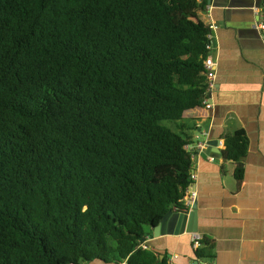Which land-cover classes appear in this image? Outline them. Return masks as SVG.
I'll list each match as a JSON object with an SVG mask.
<instances>
[{"label": "trees", "instance_id": "trees-1", "mask_svg": "<svg viewBox=\"0 0 264 264\" xmlns=\"http://www.w3.org/2000/svg\"><path fill=\"white\" fill-rule=\"evenodd\" d=\"M204 5L0 0V264H170L139 243L187 210L190 139L164 121L206 94ZM247 150L225 134L238 180Z\"/></svg>", "mask_w": 264, "mask_h": 264}, {"label": "crops", "instance_id": "crops-1", "mask_svg": "<svg viewBox=\"0 0 264 264\" xmlns=\"http://www.w3.org/2000/svg\"><path fill=\"white\" fill-rule=\"evenodd\" d=\"M203 1L197 17L216 25L212 106L187 109L172 129L190 139L196 233L208 240L212 255L197 258L191 234L185 232L149 235L146 244L170 264H264V36L259 28L264 0ZM239 128L248 137L240 180L234 176L237 163L221 156L225 134ZM208 139H218L213 149L219 148V158L205 152V144L197 146Z\"/></svg>", "mask_w": 264, "mask_h": 264}, {"label": "water", "instance_id": "water-1", "mask_svg": "<svg viewBox=\"0 0 264 264\" xmlns=\"http://www.w3.org/2000/svg\"><path fill=\"white\" fill-rule=\"evenodd\" d=\"M206 145L205 152L215 157H220V150L213 147L218 146V139H208L202 141ZM189 189H192V184H190ZM196 202L193 201L191 204V209L189 210H177L171 209L167 211L159 221L157 225L151 227L152 237H159L161 235H179L182 233H196ZM162 258V255L160 256Z\"/></svg>", "mask_w": 264, "mask_h": 264}, {"label": "built area", "instance_id": "built-area-1", "mask_svg": "<svg viewBox=\"0 0 264 264\" xmlns=\"http://www.w3.org/2000/svg\"><path fill=\"white\" fill-rule=\"evenodd\" d=\"M208 32H207V39H208V43L206 44V49L208 50V55L206 56L205 60H204V69H205V74L208 80V87L206 90V94L202 100V104L206 107V108H210L212 106V100H211V92L214 88V83H215V79H216V70H217V62L213 57V52H214V32L216 29V25L214 23H208ZM259 28L263 33L264 36V22H260L259 23ZM198 147H203L204 143L199 142ZM186 149H188L191 153H192V149L191 145L187 144L185 146ZM210 160H213L214 157L210 156L209 157ZM191 175V180L192 177L194 175ZM190 186V185H189ZM189 186L186 190V194L183 198V202L185 204V206L188 208V206L190 205V203L194 200L195 196H196V192L193 189H189ZM148 236H146V238L139 243V247L141 248H147V244H146V240H147ZM200 239L201 236L197 233H191V241H192V247L193 249L197 248L200 244ZM125 263V262H123ZM69 264H84V262L78 261V262H71Z\"/></svg>", "mask_w": 264, "mask_h": 264}, {"label": "rangeland", "instance_id": "rangeland-1", "mask_svg": "<svg viewBox=\"0 0 264 264\" xmlns=\"http://www.w3.org/2000/svg\"><path fill=\"white\" fill-rule=\"evenodd\" d=\"M164 123L172 128L173 124H174V121L165 120Z\"/></svg>", "mask_w": 264, "mask_h": 264}]
</instances>
